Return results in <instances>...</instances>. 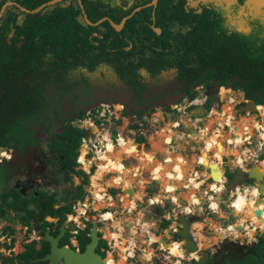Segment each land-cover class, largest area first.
Segmentation results:
<instances>
[{
    "label": "flooded vegetation",
    "instance_id": "flooded-vegetation-1",
    "mask_svg": "<svg viewBox=\"0 0 264 264\" xmlns=\"http://www.w3.org/2000/svg\"><path fill=\"white\" fill-rule=\"evenodd\" d=\"M98 1L110 12V15L102 18L108 17L113 21V16L118 18L131 8L129 14H123L119 22L115 21L119 24L125 17L132 15L121 30L126 28L129 19L139 14V20L135 23L139 32L127 33L126 39L130 41V45L126 50L129 53L126 52L121 57L127 71L135 63H139L136 74L126 79L121 78L110 63L100 60L94 70L75 68L67 74L66 80H58L57 84L49 83L40 99L43 108L25 118L26 130L18 132L9 130L7 126L2 127L0 117V176L3 177L0 181V210L11 208L6 204L7 201L10 204L18 202L17 208L24 218L32 210L36 211L35 216L29 220L32 230L36 229L35 221L41 215L37 227V249L45 245L46 232L57 236L61 225L67 221L64 219L59 224L60 217L49 214V208L44 205L50 198H56L59 202L55 207H60L65 203V191L72 190L74 176L73 180H65L66 157L54 145L57 140H66L68 145L63 148H74L73 138L66 139L61 133L72 126L80 127L81 116L85 115V110L89 111L102 103H112L116 108L117 105H123V109L117 111L121 119L130 116L136 123H149L154 116L161 122L157 113L165 120L170 113H174L177 117L183 114L188 120L201 116L210 121L217 117L210 115L214 110L228 120L230 115L223 110L227 107L232 111V120H245L244 125L252 131L261 130L260 122L257 121L264 122V0ZM61 4L66 7L64 3ZM1 7L2 4L0 10ZM14 13L18 15L15 24L22 26L24 18L19 17L22 14L17 11ZM5 19L6 14L0 17V46L3 42L8 47L0 48V57L10 62L13 58L9 54L13 53L7 49L16 47L18 50L24 44L25 37L19 35L18 31L15 34L14 27L6 26ZM105 21L109 20L105 19L97 26ZM96 34L100 35L99 32ZM2 87L3 83L0 82V88ZM77 120L79 122L76 123ZM228 124L232 126L235 123ZM228 129L231 131V127ZM6 131L9 133L6 134ZM244 138L243 136L241 139ZM80 147H75V151ZM228 154L229 151L224 148L226 159ZM60 186L64 189L61 197L57 192ZM166 211L168 210L165 213ZM170 215L173 221L175 217L171 218L174 215ZM230 215L233 216L232 220L223 219L227 224L225 226L235 224L228 230L233 229L238 233L233 234L227 230L223 238H218L211 244L214 247L213 252H204L205 248L201 249L204 255L200 258L193 256L183 246V259L188 260V264H264V223L253 225V228L246 224L243 227L240 224L242 219L239 218L241 213L235 217ZM164 218L168 216L162 217V220ZM209 219L202 229L206 236L217 231V228H209L215 221L211 216ZM178 221V225L171 227L172 238L163 234L168 241H180L181 247L183 237L178 231L182 223L179 218ZM195 221L190 224L189 233L200 244L196 229L192 228ZM5 224L8 223L4 222L2 225L0 222V238L6 231ZM65 228V233L59 240L60 246L68 241L71 224H66ZM207 229L209 233H206ZM79 234L80 231L76 234L75 250L84 252L91 238L81 244ZM98 235L99 245L96 252L109 258L110 254L106 255V246L103 245L109 234L104 233V238L103 230L99 228ZM88 236L90 237V232ZM69 243L74 244L72 236ZM152 252L147 251V256L151 258Z\"/></svg>",
    "mask_w": 264,
    "mask_h": 264
},
{
    "label": "trees",
    "instance_id": "trees-1",
    "mask_svg": "<svg viewBox=\"0 0 264 264\" xmlns=\"http://www.w3.org/2000/svg\"><path fill=\"white\" fill-rule=\"evenodd\" d=\"M18 1L29 9H35L48 0ZM2 2L3 0H0V4ZM99 3L98 0H83L86 12L92 21H97L103 16L110 15L109 10L102 7ZM130 12L131 8L119 15L118 18H116L117 16H113V19L119 22L123 14L126 15ZM82 15V9L77 0H71V4L66 7L59 2L47 6L44 11L42 10L39 13L28 14L22 26L15 24L18 15L14 12L7 11L5 19L7 20L6 26L10 28L14 27V33L16 34V31H18L20 33L19 35H23L25 42L18 50H16V47L7 49L13 53L9 54L13 58L10 62L3 60L6 58L2 59L0 57V82L3 83V87L0 88V117L2 127L7 126L9 130H17L18 132L26 130L27 124L25 123V118L43 108L40 99L43 97L44 88L49 83L57 84L58 80H66V77H68L67 74L75 68L84 67L89 70H94L99 61L104 60L113 66L121 78L126 79L128 76L131 77L136 74V67L139 63H135L136 65L134 64L135 66H131L132 68L127 71L121 57L126 52L127 54L129 53L126 50V47L130 45V41L126 39L127 33L139 32L137 31L139 28L135 25L136 20H139V14L129 19L126 28L121 31H117L109 21H105L100 26L89 25L85 22ZM9 27H6L8 31H10ZM97 32L101 36L96 34ZM3 47L8 46L1 42L0 48ZM19 82H22V84H19ZM226 109L227 107L223 109L224 112ZM217 117L223 118V116ZM254 122H256V119H254ZM13 124L15 125L13 126ZM80 131V127L72 126L71 128H66L61 133V136L66 139L73 138L75 148L81 144V138L76 135ZM5 133H9V131ZM139 139V142H146L145 137L141 136ZM65 145H68L66 140H57L56 145H54V147L56 146V150L59 149L66 157L67 176L65 180H73L74 175L85 176V179L76 187L73 185L72 190L65 191L63 197L65 203L60 207H55V204L59 202L56 198H50L48 203L44 205L45 208H49V214L60 217L59 224L66 218L67 214L72 212L74 202L80 199L83 200L87 194L84 188V185L87 184L86 173L83 170L76 169L79 154L74 148L71 150L67 147L63 148ZM215 153H217V158L222 162V152L215 149L212 155ZM85 164L87 168H90L91 164L89 161L86 160ZM220 167L221 173L223 174V168L221 165ZM177 169L179 179L184 182L193 172L199 170H196L192 163L187 167L184 166V162L181 165H177ZM97 171L98 168L95 174ZM245 180L251 181L252 183L250 179L245 178ZM214 182L213 184L208 183V187H214ZM116 185L118 186L119 184ZM116 190L112 188L111 192L115 194ZM192 190L195 191L193 188ZM18 206V202L8 205L11 208ZM5 212V209L0 210V217ZM35 214L36 211L32 210L28 217L24 218L22 216L21 219L24 224L29 225L31 224L29 221L30 217H34ZM171 222V219L164 218L162 229L167 228ZM88 224L84 230L80 231L79 241L81 244H85L90 240L88 232L91 231L92 223L89 222ZM68 237L70 238V235ZM35 243H31L28 246V250L20 254L19 257L29 261L30 258L43 256L49 251L48 242H45L47 246L43 245L40 249L35 248ZM105 246L107 247L106 242ZM34 264H48V262H37Z\"/></svg>",
    "mask_w": 264,
    "mask_h": 264
},
{
    "label": "rangeland",
    "instance_id": "rangeland-1",
    "mask_svg": "<svg viewBox=\"0 0 264 264\" xmlns=\"http://www.w3.org/2000/svg\"><path fill=\"white\" fill-rule=\"evenodd\" d=\"M103 102H107V101H103ZM111 105L113 106L112 103H111ZM117 106L123 107V105H120V106L117 105ZM85 111L84 112L86 115L88 110H85ZM226 112L227 113L230 112V109L227 108ZM219 113H221V112H219ZM156 115L161 119V122L155 121L156 117L154 116V118H152L149 123L148 122L145 123V127H143V131L146 134L145 138L147 140V143L145 146H144V144L142 146H140L139 151L140 152L151 151V150L153 151V153H154L153 160L155 161V163L161 164L162 167L165 166L164 167V171H165V174H164L165 178L164 179L168 178V179H170L171 183H174V184L180 183V185H178V188H177L178 189L177 190L178 195L177 194L174 195V193L171 194L170 192L166 193L164 191L166 189H165V186H163V182L158 181L157 179H153L152 178L153 177V174H152L153 171L151 169L147 168V166H146V168L141 172V174L138 175L139 177L144 175V178L147 179V182L144 184L145 186H143V192L139 196V198L132 199L128 196V194L125 195V194H123L122 190L117 189L116 192L119 191L120 195L118 194L119 193L118 192L113 200H108L105 203H102V201H99V200L95 199L94 196H91L93 194L94 190L98 189L99 187H102V189H103L102 191L106 192V188L108 187V185L118 187L120 184L118 186L112 185L113 183L116 182V180L112 178V176H114V175H111L110 177L108 176L107 179H104V182H103V179H97V178L94 179L93 178L94 179L93 184L89 185L88 184V182H89L88 177L86 176L88 185L87 184L84 185V188L87 190L88 196H86L83 201L87 202V204H91L92 211L90 212V219H91L92 225L97 224L98 231H99V228L100 229H104V228L108 229L110 227H113V229L111 231L107 230L106 234L107 235L109 234V237H107V239L114 238L115 236L119 237L120 234H122L121 231H123L124 229L126 231L125 232V240H123V243H122L123 245H120L123 248L116 250L113 247H110L109 250L106 251V255H108L109 251H111V252H113V256H115L117 259H120V258L124 259V257H126V259H127V255H128L127 253L133 254L135 251L133 245L135 243H137L136 260H137L138 264H164L163 261L168 260V259H166L164 254H161V252H163V250L160 249L162 246L160 247V246L155 245L156 244V243H154L155 238H152L150 235L152 233L155 235H158V232L162 231L165 235H168L169 238H172L173 236H172V233L170 231L171 227L178 225V223H179L178 216H180L181 214H185V212H184L186 210L185 207H188V208L193 207L192 209H193L195 215L194 216L192 215L189 217L197 216L195 220L201 219L199 221L204 223V224L202 223L203 226H206L207 221L210 220L209 219L210 216L215 220L214 223H211L209 225V228H212V229L217 228V231H214L213 232L214 234H211V235L209 234L210 236L204 235L202 230L200 229V227H197L194 224L192 225V228L196 229L195 232L198 233L197 236L199 238L200 244L202 245L200 247V249L205 248L204 252H207V251L213 252L214 247H212L211 244L215 243L218 238L221 239L220 236H222V237L224 236L223 235L224 234L223 229H224V231H227V229H231V227H230L231 225H235L232 223V224L228 225L227 227L225 226L227 224L224 223L223 219L226 218V220H232L233 216L230 214H233L235 217V215H237V214L239 215L241 213V217H239V218L242 219V222H244V224H246V225L251 224V221H254L255 225H258V226L260 224L262 225V223H264V201L260 200L261 198H259V193H257V192H260L259 190H256V192L253 191L252 189L247 191L249 196H250L249 200L254 201V203H252V205H247L248 207L246 209L249 210V208H251V211L259 210V212H257V213H255V212L249 213L250 211H247L246 209H244V207H242L240 205H235L236 206L235 208L232 205H229V208H228L227 204L224 203L223 208H221L219 206V209H216V211L211 210V213L208 214V211L206 209V206H207L206 191H209V189H210L208 187V183L213 184L214 181H212V179H211L208 181V183L205 182L204 186L199 191L198 188H196L194 186H190L189 184H187V182L180 180L178 175H177L178 169L175 166H176V164L181 165L183 162H184V166H186V167L192 163V164H194V168L199 169L198 171L206 172L209 165H207L205 168L203 166H200V165L197 166V163L199 162V156H202L200 153H202V148L205 145L204 140H202L199 135L201 134L205 125L208 128V132H212L211 130L213 128H215V129L218 128V124H216L214 127L211 125L213 121H211V120L208 121L209 119L202 118L201 116L198 117V119H200L201 123H198L199 121L197 122L194 119L188 120L186 118V116L183 114H181L177 117L176 114L170 113L169 117H167L166 120L160 114L157 113ZM210 115L220 116V114L215 112V110L212 111V113ZM170 117H173V118H170ZM244 119H246V118H244ZM249 119L252 120L253 118L251 117ZM133 120L134 119L131 118L130 116L126 119H121V121L118 123L120 125L119 129L123 130L127 135H130L129 129L131 128L130 124H132ZM177 120H180L181 126L178 127V129H175L174 127H175V124L177 123ZM241 120L240 121L232 120V122L235 123V125L237 124V127H234V125H233L231 131H230V129H228L230 126L226 127L227 128L226 132H230V133L227 134V136H225V137L222 136L223 137L222 140L217 141L215 143V146L209 151L210 156H209V159H207L208 161L210 159H211V161L217 159V153L211 155L213 150H215V149L221 151L223 156H224V148H225V150L229 151V153H230V154H228V157L226 160H228V158H229L231 161L234 162V164H238L236 161L239 160L240 149L237 147V145L242 143L241 138L243 136H245V134H250L251 132L255 133L257 131L255 129L253 131L250 130L251 128L249 129L248 126L244 125L246 123L245 120H243V119H241ZM224 121H227V120H224ZM224 121H222L221 125H223ZM77 122H79V120H77L76 123ZM259 122H261V121H257V123H259ZM246 130L248 131L247 133H246ZM183 132H186V133L192 132V137L189 138V137L183 136L182 139H180V137H178V139L176 140V142L173 143V145L168 146V144L172 141L173 135L175 133H177L179 135H183L182 134ZM233 132H235V133L233 134ZM212 133H211V135H212ZM131 137L133 138V136H131ZM132 138H130V139L134 140ZM152 138H154L155 141H153ZM225 138H226V140H223ZM140 139H138V140H140ZM229 145H231V147ZM220 146H222L221 150H220ZM82 152H83V148H82ZM202 158H204V156H202ZM137 161L138 160L135 157H132L126 161V164L131 163V164H129V166H130L132 164H137ZM167 165L169 166L168 168H167ZM116 167L119 169L121 167H126V166L123 163V160L121 159V160H119V162L117 164H114L111 168H109L107 170V172H115L116 174H118L120 170L118 171L116 169ZM245 167L246 166L244 165V167H242V169L244 170ZM97 168H98V171H97L96 175L98 174L99 169H100L99 163L96 167V170H97ZM124 169H125L124 171L126 172V168H124ZM147 169H149V170H147ZM209 169H210V167H209ZM96 170H95V172H96ZM210 170H208L209 173H211ZM233 171H231V172H233ZM95 172L91 174L92 177H93V175H95ZM105 172L106 171H104V174H105ZM206 174H207V172H206ZM126 176H127V172L123 173V177H126ZM204 176L205 175H202L199 180H201V179L205 180ZM227 176L229 178V183L227 184L228 191L227 192L225 191L223 193V196H224V198H226L227 202H229V198L231 197V195L229 194V189L233 188L237 183H242V182H245L246 184H252L253 183V182L251 183V181L245 180V178H246L245 173H244V171L242 172L241 170H235L233 173L228 172ZM59 177H61V175ZM137 177H136L135 181L136 180L139 181V177L138 178ZM210 177H212V175ZM83 179H85L83 176H78V178H76V176H75L74 177V183H72V184L74 185V187H76L77 184L79 185L83 182ZM2 180H3V177L0 176V181H2ZM136 184H137V182H136ZM259 184L261 186H263L264 183L259 181ZM137 185L139 186V183ZM192 188L195 189V191H193ZM90 189L92 192H89ZM214 189H216V188H214ZM63 190L64 189L62 186H60L58 188L57 192L59 193V197H61ZM189 191L193 192L194 195L200 199L199 204L192 205L190 203V201H188L186 199V197L184 196V193L189 192ZM164 194L168 195L169 197H170V195L175 196L174 198L178 202L177 204H174L171 201H167L163 205V206L171 209V212L174 215L171 218L177 217V218L173 219V221L170 223V226L165 230L162 229V223H163L162 217H158V219H154V216H153L154 213L152 212L154 210V208L156 207V205H153L154 202H156V201H154V200H156L155 197L157 195L160 196V200L159 201L157 200V202L160 203L159 206H161L162 204L160 201H161V198L163 197ZM122 196L123 197L126 196V201H123ZM218 196L219 195H217V194L215 195V199L213 200V202H215V200H217L216 198ZM237 197L236 196L233 197L230 200V202H235ZM178 198L180 199V201L178 200ZM111 202H112V204H110ZM213 202H212V205H213ZM6 204L11 205L10 202H7V201H6ZM98 205H101V206H98ZM214 208H216V207H214ZM104 209L105 210L108 209V211L103 212ZM187 210L189 211V209H187ZM110 213H112V215ZM109 214L112 217L109 216ZM165 214L168 216V218H166V219H170L171 215L168 214L167 212ZM100 215H101V217H103V215H104L105 224L103 226L99 222ZM107 215H108V217H107ZM228 216H230L231 219ZM155 218H156V216H155ZM115 219L118 221L116 226L113 225V221ZM131 219H134L137 226H136V228L131 229V232H132L131 235H127V232L129 230L127 223ZM124 221H126V222H124ZM247 221H248V223H247ZM66 222H68V221H66ZM81 226H83V224ZM71 227L74 228V223L71 224ZM137 227H139V229ZM252 228H253V226H252ZM208 231L209 230L207 229L206 233H209ZM229 231L231 232V230H229ZM232 233L234 234V232H232ZM237 233H235V234H237ZM16 234H17V236H19L18 242L16 241L17 247L19 248L21 243H22V240H23V231H20L17 229ZM215 235H217V236H215ZM45 236H48V235H45ZM103 236H104V232H103ZM6 240L7 239L4 238V236H2L0 238V243L5 242ZM241 241H243V238H241ZM65 243H68V241H65ZM114 243H115V241H114ZM173 243H176V246L178 247L177 248L178 255L173 254V257H171L172 255L170 256V260L173 262L172 264H188L189 263L188 260L183 259L184 251H182V248L179 247V244H178V243H180V241L176 240V241H173ZM209 244L211 245L210 247H209ZM69 245H71V247L73 246L72 244H69ZM103 245H105L104 242H103ZM37 246L39 247V245H37ZM15 247H16V245H15ZM149 250H152L154 252V253L152 252L151 258L147 256V251H149ZM17 251H18V249H17ZM2 252L5 255H7V252H5V249H3ZM197 253H198V255H195L196 253H192V255L196 256L198 258H200L201 256L204 255L202 253V250L200 252H197ZM167 254H169V253L167 252ZM179 255H181L180 259H179V257H180ZM162 256L164 257L163 259H162ZM16 260L17 259L15 257H10L7 264H15ZM177 260H180V263H178Z\"/></svg>",
    "mask_w": 264,
    "mask_h": 264
},
{
    "label": "built area",
    "instance_id": "built-area-1",
    "mask_svg": "<svg viewBox=\"0 0 264 264\" xmlns=\"http://www.w3.org/2000/svg\"><path fill=\"white\" fill-rule=\"evenodd\" d=\"M196 105L199 106V104L197 103ZM119 109L122 110L123 107L117 106L116 108L115 106H112L110 104L102 103L96 106L95 108L89 110L87 114L84 116V118L80 120L81 128H85V129L95 128L96 132L94 133L93 136H87V137L82 138V147L85 148V160L81 159L82 157L81 155L79 156L78 162L80 166L78 167V169H83L86 173L90 174L92 173L93 170L95 172L98 163L102 162L105 165V160L103 159V157L106 156L107 154V145L109 143H111L114 146V149H117L121 145V142L123 140L129 141V139L132 138L131 136H133L132 139H134L136 143L139 142L138 140L139 137L141 136L146 137V134L143 131V127H145L144 122H140V123L132 122V124H130L131 128L129 129L130 135H127L123 130L119 129L120 125L118 123L121 121V117L117 112ZM194 120H196L197 122L199 121L198 123H201L200 119L198 118ZM155 121H158V120L155 119ZM260 125H261V127L259 128L261 129L260 131L257 130L253 134H247V136H245V138L242 140V143L237 145V147L241 151V158H242V162H240L241 165H251V166L262 165L264 166V122L261 121ZM180 126H181V122L180 120H177V125L174 128L178 129V127ZM234 133L235 132H233V134ZM182 134L183 135H179L175 133L173 135L172 141L168 144V146L173 145V143L176 142L178 137H180V139H182L183 136H186L189 138L192 137V132H188V133L183 132ZM140 146H142V143L141 144L138 143V147H137L138 150ZM130 158L132 157H129V158L124 157L123 163L125 164V166H129V164H131V163L126 164V161L129 160ZM86 160L89 161L91 164L90 170L87 169L85 166ZM199 165L204 167L203 163H201L200 161L197 163V166ZM221 166L223 168L224 177L226 178V181L223 182L224 189L221 190V199L216 200L221 208H223L224 203L227 204L228 208H229V205L233 206V202H230V200L235 196L237 197L239 193H244L247 196H249L247 192L249 189H254V188L258 189V185L254 181H252L253 182L252 184H246L245 182L237 183L233 188L229 189V194L231 195V197L229 198V202H227L226 198H224L223 196V193L225 191L226 192L228 191L227 184L229 183V178L227 176V173L228 172L233 173L235 170H241L243 172V169L241 166L240 167L236 166V164H234V162L231 161L229 158L228 160H226V156L222 158ZM111 175H115V172H107L103 178V182H104V179H107V177L108 176L110 177ZM209 180H211V177L207 178L205 182L208 183ZM204 183L202 186H204ZM88 184L91 185V182H88ZM218 184L220 185L221 182L219 181ZM112 188L120 189L122 190L123 194H125V191L123 190L121 186H118V187L108 186L106 193H105L106 199H114V197L119 192L117 191L115 194L112 193L111 192ZM177 190H175L174 192L175 194H177ZM85 191L87 192L86 189ZM89 192H92L91 189L89 190ZM118 194L120 195V192ZM216 194L217 193L215 192V189L213 188H211L209 191H206V197H207L206 209L208 211V214L211 213V210L215 211L217 209V208H212L213 198H215ZM86 196H88V192ZM91 196H93V194ZM174 197L175 196L173 195H171L169 199H165L164 197H162L161 206H163L164 203L167 201H171L172 203L176 204V200ZM262 197H264V195L260 193L259 198H262ZM83 200L80 199V200H77L76 203H74L73 210L75 212V215L71 216L72 221H74L79 227H80V224L85 225V223L80 222L81 220H86V221L90 220V212L92 211L91 204H87V202H84ZM154 205H160V203L157 202V203H154ZM185 208H186L185 214H194V211L192 209L193 207H191L189 211L187 210L188 207H185ZM104 221L105 220L102 219V217L99 220V222H101L103 225L105 224ZM104 229L102 230L104 233H106L107 229L106 228ZM75 232L76 231H74V233ZM114 241H115L114 238H110V239L105 238V242L109 246V248L113 247ZM154 243L157 244V241L154 240ZM74 244L77 245V241H74ZM105 250L107 251L109 249L105 247ZM127 254H128L127 256L128 264H138L136 260V250L134 251L132 255L131 253H127ZM180 258L181 257H179V259ZM178 263H180V260H178Z\"/></svg>",
    "mask_w": 264,
    "mask_h": 264
},
{
    "label": "bare ground",
    "instance_id": "bare-ground-1",
    "mask_svg": "<svg viewBox=\"0 0 264 264\" xmlns=\"http://www.w3.org/2000/svg\"><path fill=\"white\" fill-rule=\"evenodd\" d=\"M229 113V115H230V117H229V119L227 120L228 121V123H232V124H234L233 122H232V119H231V113H232V111H231V109H230V112H228ZM214 114V113H213ZM225 117H223V118H218V117H214L211 121H213L212 122V126H214L215 127V125L216 124H218V128L217 129H215V128H213L211 131L213 132H208V128H207V126L205 125V127L203 128V130H202V132H201V134L199 135L200 137H201V139L202 140H204V143H205V145L203 146V148H202V153H200L202 156H204V158H202V156H199V161L201 162V163H203V165H204V167H206L207 165H209V167H210V169H209V167L207 168V170H206V172H207V174L209 173V171L208 170H210V172L212 173V175L215 173V172H218V174H219V176H217V178L215 179V180H213V181H215L214 182V187H212L213 189L214 188H216L215 189V192L217 193V195H219L216 199L218 200V199H221V190L222 189H224V187H223V182H225L226 181V178L224 177V174H222L221 173V167H220V165H221V161L218 159V161H216V160H213V161H211V159L208 161L207 159H209V156H210V150L215 146V143L217 142V141H221L222 140V136H227V134H229L230 132H226V127H228V126H230L231 127V129H232V127H233V125L231 126L230 124H228L227 123V121H224V120H226V119H224ZM222 121H224V123H223V125H221V123H222ZM227 124V126H226V124ZM177 124V123H176ZM176 124H175V126H176ZM197 126V125H196ZM234 127H237V124L235 125L234 124ZM237 130V129H236ZM201 131V130H200ZM211 133H212V135H211ZM152 140L153 141H155V139L154 138H152ZM222 143V142H221ZM222 145V144H221ZM137 148V145H136V143L135 142H133V141H131L130 143L129 142H127V141H125V140H123L122 142H121V145L117 148V149H114V146L111 144V143H109L108 145H107V154H106V156H104L103 157V159L105 160V165L102 163V162H100L99 163V167H100V169H99V172H98V174L96 175H93V177L92 176H90V182H91V184H93V181H94V179L95 178H97V179H103L104 178V176H105V174L107 173V170L109 169V167L108 166H113L114 164H117L118 162H119V160L120 159H122V160H124V157H127V158H129V157H135L138 161H137V164H132V165H130V166H126L125 168H126V172H127V176L126 177H123L122 176V174H116V175H114V176H112V178L113 179H115L116 180V182L115 183H113L114 185H116V184H120V186L122 185V184H125L126 186H130V185H133L134 184V182H135V179H136V177L138 176V175H140L141 174V172L146 168V166H147V168H149V169H151L153 172H152V174H153V179H157L158 181H161V182H163V186H165V189L166 190H164L166 193L167 192H171V194H173L174 192H175V190H177V188H178V185H180V183H177V184H174V183H171V181H170V179H168V178H166V179H164L165 178V171H164V167L165 166H163L162 167V165L161 164H159V163H155V161L153 160V157H154V153H153V151L151 150V151H143V152H138V150L136 149ZM221 148H222V146H220V150H221ZM240 153V155H239V160L238 161H236L241 167H244V165H241V163L240 162H242V158H241V151L239 152ZM224 157V156H223ZM238 158V157H237ZM81 159L82 160H84L85 159V148H83V152H82V157H81ZM156 159V158H155ZM86 165V164H85ZM177 165L178 164H176V168H177ZM246 167L244 168V172H249V171H252L253 169L254 170H256L257 169V171H258V173L259 174H264V166H262V165H258L259 167H257V166H254V168L251 166V165H245ZM169 166L167 165V168H168ZM87 168V167H86ZM166 168V169H167ZM252 168V169H251ZM88 169V168H87ZM149 169H147V170H149ZM89 170H90V168H89ZM104 171H106L105 172V174H103L104 173ZM102 172V173H101ZM206 172H204V171H198L196 174H195V172H193L192 173V175L190 176V177H188L186 180H185V182H187V184H189L190 186H194V187H196V188H198V190L200 191L201 190V188L203 187L202 185H203V183H204V180L203 179H201V180H199V178L202 176V175H206ZM205 173V174H204ZM91 174V173H90ZM139 177V176H138ZM137 177V178H138ZM143 177V179L139 182V190L137 191V189H136V193L134 194L135 196L132 198V199H137V198H139V196L142 194V192H143V186H145L144 184L147 182V179L146 178H144V175L142 176ZM94 178V179H93ZM96 179V180H97ZM248 179V178H247ZM112 180V179H111ZM221 182V184L220 185H222V186H220L219 184H218V182ZM262 183H264V179H262V181H261ZM96 186V185H95ZM259 186L263 189L262 191H260V192H257V193H262L263 195H264V184H263V186H261L260 184H259ZM97 187V186H96ZM211 189V188H210ZM209 189V190H210ZM103 189H102V187H99L98 189H96V190H94V192H93V196H94V198L95 199H97V200H99V201H102V203H105L106 201H108V200H113V199H106V197H105V193L106 192H103L102 191ZM251 190V189H250ZM256 190H259V188L257 189L256 188ZM254 191V190H253ZM250 192V191H249ZM127 194V193H126ZM251 194V193H250ZM174 195H175V193H174ZM129 196V195H128ZM184 196L186 197V199L188 200V201H190V203L192 204V205H197V204H199V202H200V199L197 197V196H195V195H193V194H191V193H189V192H185L184 193ZM163 197H164V195H163ZM106 200H105V199ZM122 198H123V201H126V196L125 197H123L122 196ZM170 198V197H169ZM155 199L156 200H154V201H156L157 202V200L159 201L160 200V196L159 195H157L156 197H155ZM215 198H213V200H214ZM238 199V200H237ZM256 199V198H255ZM252 200V199H251ZM262 201H264V197H262V199H261ZM161 202V201H160ZM176 202H177V200H176ZM125 203V202H124ZM252 203H254V201H250L249 200V196H247L246 194H244V193H239V195H238V197L236 198V200H235V202H233V206H234V208L236 207L235 205H240V206H242V207H244V209H246L248 206L247 205H252ZM110 204H112V202L110 203ZM216 207L217 209H219V204H218V202L215 200V202H213V205H212V208H214V207ZM187 209H191L190 207L189 208H187ZM251 208H249V210H250ZM216 211V210H215ZM165 212V211H164ZM257 213V212H259V210H255V211H250L249 213ZM111 215H112V213H110ZM109 214V216H111ZM165 214V213H164ZM182 215V214H181ZM180 215V216H181ZM184 215V214H183ZM195 215V214H194ZM107 217H108V215H107ZM112 217V216H111ZM182 217V216H181ZM200 219H197L193 224L194 225H196L197 227H200V229L202 230L203 228H204V226H203V222H200L199 221ZM198 221V222H197ZM117 223H118V221L115 219L114 221H113V225L114 226H116L117 225ZM129 224H130V227L131 228H129V230H128V232H127V235H131L132 234V232H131V229H133V228H136V222H134V219H131V220H129V222H128ZM127 223V226H129V224ZM203 223V224H202ZM247 223H248V221H247ZM139 224V223H138ZM192 224V225H193ZM240 224L243 226L244 225V222H240ZM249 225H254V226H256L255 225V222L254 221H251V224H248L247 226H249ZM120 226V225H119ZM244 227V226H243ZM138 229H139V227H137ZM184 228H185V231H184V233H185V237H183V239H182V241H181V245L182 246H184L185 245V243H187V244H189V242H190V244L192 243V246L194 247V245H193V242H192V240L190 241V238L187 236V232L189 231V229H190V225H189V227H187V224H185L184 225ZM228 230V229H227ZM229 231V230H228ZM125 229L123 230V231H121V233L122 234H120V236L119 237H114V239H115V243L113 244V248L114 249H117L120 245H123L122 243H123V240H125ZM226 231H224V229H223V233H225ZM231 232H237V231H235V230H233L232 229V231ZM230 232V233H231ZM152 238H155L156 239V237H158V236H156L155 234H151L150 235ZM221 238H223L222 236H220ZM158 239V241H160L161 239H159V238H157ZM194 240V239H193ZM161 243H160V245L162 246V248H165V249H167V250H165V251H168V253L169 254H165L164 256L166 257V259H169V257L171 256V255H173V254H176V255H178V251H177V246H176V243H173V242H170V244L169 245H166L165 243H163L162 242V240L160 241ZM196 242V249H194V250H191V253H197V252H200L201 251V249H200V246H199V244H198V242L197 241H195ZM133 243V242H132ZM179 244V243H178ZM180 245V244H179ZM133 247H134V249L136 250V248H137V243H135L134 245H133ZM172 248V249H171ZM125 250V249H124ZM165 251H163V252H165ZM183 251V250H182ZM109 258L108 257H104V259L102 260V264H119L120 262H118L119 261V259H117L115 256H113V252H111V251H109ZM112 255V256H111ZM131 255H132V253H131ZM128 256V255H127ZM180 257H181V255H179ZM184 257V256H183ZM128 260L126 259V257H124V259H123V264H128V262H127ZM167 263H168V260H165Z\"/></svg>",
    "mask_w": 264,
    "mask_h": 264
},
{
    "label": "water",
    "instance_id": "water-1",
    "mask_svg": "<svg viewBox=\"0 0 264 264\" xmlns=\"http://www.w3.org/2000/svg\"><path fill=\"white\" fill-rule=\"evenodd\" d=\"M61 1H63V0H48L47 2L43 3L39 7L32 9V10L28 9L26 7H22V8H23V10H25L28 13L35 14V13H39L40 11L44 10L47 6L57 4ZM79 4H80V7L82 9L84 18L88 21L89 24H91L93 26H97L99 23H101L102 21H104L106 19V20H109L111 22V24L113 25V27L117 31H120L123 28V25L126 22V20L132 16V15H129V16L125 17L119 24L116 23L115 21H113L111 18H108V17L102 18L98 22H93L89 18L82 0H79ZM0 16H1V14H0ZM98 105H96V106H98ZM96 106H94L93 108H95ZM124 106L126 108V104ZM95 132H96L95 128L82 129L81 132L78 134V136L79 137L93 136ZM79 151H80V148L77 149V152H79ZM254 166L259 167L258 165H253L252 167L254 168ZM244 173H245L246 178L253 180L258 185L259 191L263 190L259 186V181H262V179H264V174H259L257 169L256 170L253 169L252 171H249L247 173L244 172ZM219 174H218V172H215L212 175L211 179L215 180L217 178V176H219ZM90 176H91V174L87 175L89 182H90ZM121 187L123 188L125 193H127L129 195L130 198H133L135 196L134 194L136 193V189H137V186L135 184L130 185V186H126L125 184H122ZM164 198L169 199V196L164 194ZM155 210L157 212V217L166 216V214H164L165 210H168V211H166V212H168V214H170V213L173 214L171 212L170 208H164V207L159 206V205H156ZM40 216L41 215H39L35 221L36 228L38 227ZM181 216H178V218L180 219V221L182 223V227L179 229L178 232L182 235V237H185L184 225L187 224V227H189V225L195 220V218L194 217H187L186 215H183V214ZM175 218H177V217H175ZM128 227L131 228L130 224ZM112 229H113V227H110L107 230L111 231ZM65 230H66L65 224L63 223L61 225L60 233L57 236H53L49 232H46L48 235V236H46V240L49 241V243L51 245V250L44 257L38 258V260L48 261V264H102V260L104 259V257L101 254H98L96 252V248L99 245V235H98L97 224H94L92 227V230L90 233L91 241L86 245V249L84 252L76 251L72 247L59 245V240L63 236V234L65 233ZM156 236H158V237H156L155 240L157 241V243L159 245L161 243L160 242L161 240L166 245H169L171 242V241H168L164 237V234L162 231L158 232V235H156ZM187 236L190 238V241L192 240L194 247L192 246V243L190 244V242H189V244L185 243L184 248L187 251L191 252V250H194L197 248L196 247L197 244H196L195 240H193V237L190 235L189 231L187 232ZM157 238H159L161 240L158 241ZM162 249H165V248H162ZM165 250H167V249H165ZM3 259H6V257H4Z\"/></svg>",
    "mask_w": 264,
    "mask_h": 264
},
{
    "label": "clouds",
    "instance_id": "clouds-1",
    "mask_svg": "<svg viewBox=\"0 0 264 264\" xmlns=\"http://www.w3.org/2000/svg\"><path fill=\"white\" fill-rule=\"evenodd\" d=\"M91 109H93V108H91ZM84 116L85 115L81 116V119H83ZM133 122H134V120H133ZM82 129H85V128H81V130ZM82 138H84V137H81V144H80L81 147H80V151L78 152L79 155L77 157V162H78L79 156L80 155L82 156V148H83L82 147ZM138 143L141 144L142 142H138ZM79 166H80V164L78 162V165L76 166V169L77 170H83V169H78ZM92 173H94V170L92 171ZM87 175H88V173H86V176ZM75 176H76V178H78V176H81V175H74V177ZM83 177L85 178V176H83ZM73 183H74V181H73ZM10 209H12V210H10ZM10 209H8V210H10L9 212H8L7 209H5L6 210L5 214L0 217V222H1L2 225L4 224V222L8 223V224H5V225H7L4 228V230L6 229V231L3 233L4 238H6L7 240L5 242H3V243H0V250H1L0 251V264H7L10 257H15L17 259L15 261V264H34V263H37V262H48V261L38 260V258L44 257L50 251L45 253L43 256H37L36 258H30L29 261H26L22 257H19L20 254H23L24 252H26L28 250V246L31 243H33V242H36L35 243V248L37 249V247H38L37 244L39 242V238H38L39 234L37 232V230H38L37 228L32 230V228L29 226L30 224L29 225L28 224H24V222L21 219V217L23 215L21 214V211L18 210L17 207H13V208H10ZM105 211H108V209L107 210L104 209L103 212H105ZM74 215H75V212H74L73 207H72V212L67 214L66 218H65V219H67L68 222H64V224L66 225L68 223H70V224L74 223V228L71 227L69 234H70V238L72 236V240L76 241V234H78V231L84 230L87 227L88 222H91V219L89 221L81 220L80 222L85 223V225L83 224V226H81L82 224H80V227H79L71 219V216H74ZM18 224H20V226ZM22 225H25L27 227H23ZM102 226H103V224H102ZM92 227H93V225H92ZM92 227H91V230H92ZM17 229L20 230V231H23V240H22V243H21L19 248L17 247V244H16L18 242V237H19L16 234ZM74 231H76V232L74 233ZM90 233H91V231H90ZM70 238L68 237V243H64L63 246L71 247L69 245L70 244L69 243ZM46 242H49V241L46 240ZM15 245H16V247H15ZM155 245L160 246L158 243L155 244ZM72 248L75 250V248H77V245L73 244ZM3 249H5V252H7V255H5L2 252ZM17 249H18V251H17ZM160 249H162V247ZM162 250L165 251L164 249H162ZM4 257H6V259H3Z\"/></svg>",
    "mask_w": 264,
    "mask_h": 264
},
{
    "label": "crops",
    "instance_id": "crops-1",
    "mask_svg": "<svg viewBox=\"0 0 264 264\" xmlns=\"http://www.w3.org/2000/svg\"><path fill=\"white\" fill-rule=\"evenodd\" d=\"M61 3H64L66 6L67 5H69L70 3H71V0H63V1H61ZM2 4V7H1V10H0V14H1V16H4L5 14H7V11H9L8 9H10L12 12H14V11H17L18 13H21L22 15H20L19 17H23L24 18V21H25V19H26V17H27V15L28 14H31V13H28V12H26L25 10H23V8L22 7H26V6H24V5H22L18 0H3V2L1 3ZM26 8H28V7H26ZM29 9V8H28ZM32 10V9H31ZM44 11V10H43ZM41 12V11H40ZM83 13V12H82ZM0 16V17H1ZM84 17V16H83ZM84 20H85V22L87 23V24H89L88 23V21L85 19V18H83ZM89 25H91V24H89ZM93 26V25H92ZM131 141H133V142H135L136 143V141L135 140H131V139H129V141H127V142H131ZM146 143H147V140H146V142L144 141V142H142V145L144 144V146L146 145ZM136 145H137V147H138V143H136ZM137 149V148H136ZM138 150V149H137ZM138 152H140L139 150H138ZM212 155V154H211ZM121 160V159H120ZM109 168H111L112 166H108ZM118 167V166H117ZM116 167V169L119 171V173H118V175L119 174H122V176H123V173H126L124 170V168L125 167H121V168H117ZM196 170H197V168H195ZM205 170V169H204ZM198 171V170H197ZM197 171L195 172V174L197 173ZM104 174V173H103ZM116 174V173H115ZM205 174V173H204ZM126 175V174H125ZM212 174L211 173H208V174H206L205 176H204V178H205V180H206V178L208 177H210ZM143 179V177L141 176V177H139V181H135L134 182V184L137 186V191L139 190V186L137 185L141 180ZM205 180H204V182H205ZM136 182H137V184H136ZM250 190V189H249ZM252 190H254L255 192H256V188H254V189H252ZM189 193H191V194H193L194 195V193L193 192H191V191H189ZM125 195H127L126 193H125ZM178 195V194H177ZM171 196V195H170ZM178 200L180 201V199L178 198ZM157 203V202H156ZM178 202H176V204H177ZM154 214H153V216H154V219H158V217H157V212H156V210H154V211H152ZM185 212V211H184ZM155 216H156V218H155ZM153 219V220H154ZM138 220V219H137ZM124 222H126V221H124ZM128 222V221H127ZM198 234V233H197ZM161 246V245H160ZM199 246L201 247L202 245L201 244H199ZM123 247H121V246H119L117 249H122ZM181 248H182V250H183V246H181ZM116 249V250H117ZM128 251V250H127ZM184 251V250H183ZM167 252L168 251H165V252H161V254H167ZM185 252V251H184ZM154 253V252H153ZM195 255H198V253H196ZM171 257H173V255L171 256ZM164 257L162 256V259H163ZM178 261V260H177ZM118 262H120L119 264H123L122 262H123V259H119V261ZM164 262V264H172L173 262L170 260V257H169V259H168V263L166 262V261H163Z\"/></svg>",
    "mask_w": 264,
    "mask_h": 264
}]
</instances>
